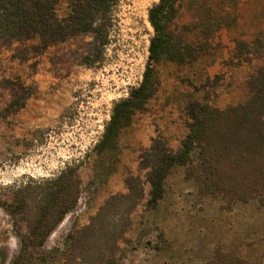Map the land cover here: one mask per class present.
<instances>
[{
  "label": "rangeland",
  "instance_id": "1",
  "mask_svg": "<svg viewBox=\"0 0 264 264\" xmlns=\"http://www.w3.org/2000/svg\"><path fill=\"white\" fill-rule=\"evenodd\" d=\"M157 2L118 0L108 43L92 65L83 58L90 34L46 47L38 37L2 46L0 264H12L20 247L18 234L27 225L26 211L8 207L17 190L51 180L66 166L76 168V206L41 245L29 248L34 258L29 264H72L74 256L89 264L93 255L83 247L68 256L66 236L86 225L107 197L125 192L127 176L144 178L139 154L151 139L161 134L177 150L187 131L185 107L190 100L219 109L247 100L246 83L264 65V0H181L170 29L187 40L202 42L198 22L219 24L204 52L188 63L157 62V90L122 130L115 153H95L112 105L142 78L153 34L148 11ZM55 11L59 18L66 16L67 0H58ZM256 36L262 41L260 53L237 48V40L250 42ZM6 80L27 88L24 105L16 110L7 107L13 89ZM187 169V164L172 167L153 208L147 206L149 187L144 183V197L130 215L124 239L117 242L112 264H264V199L245 202L203 192Z\"/></svg>",
  "mask_w": 264,
  "mask_h": 264
},
{
  "label": "trees",
  "instance_id": "2",
  "mask_svg": "<svg viewBox=\"0 0 264 264\" xmlns=\"http://www.w3.org/2000/svg\"><path fill=\"white\" fill-rule=\"evenodd\" d=\"M57 1L0 0V51L13 40L38 37L41 47H46L72 35L90 34V49L83 58L86 64H94L108 43L112 9L118 0H67L68 12L62 18L55 11ZM180 8L181 0H158L150 7L148 21L153 34L142 78L126 97L112 105L101 137L94 145L97 155L115 153L122 130L154 95L159 84L155 64L161 60L177 64L196 60L219 25L215 26L217 22L211 19L198 22L203 40L189 41L170 29ZM235 44L237 48L245 47L249 54L260 53L262 49L259 36L250 42L237 40ZM6 82L13 89L7 107L16 110L24 105L27 88L19 82ZM246 85L248 98L242 104L219 109L198 100L188 101L187 131L180 147L174 150L161 134L153 137L139 154L144 178L127 176L125 192L107 197L86 225L67 234L68 256L73 257L83 247L93 255L89 264H112L117 242L124 239L131 224L130 215L144 197V183L149 187L147 206L153 208L162 198L165 179L176 164L188 165V177L203 192L245 202L256 197L264 199V65L257 68ZM79 192L80 178L74 166H66L51 180L15 192L8 207L26 211L27 225L18 234L20 247L12 264L33 261L29 248L43 243L64 215L76 206ZM69 261L82 264L89 260L74 256Z\"/></svg>",
  "mask_w": 264,
  "mask_h": 264
}]
</instances>
